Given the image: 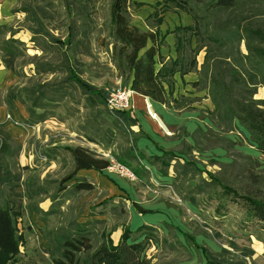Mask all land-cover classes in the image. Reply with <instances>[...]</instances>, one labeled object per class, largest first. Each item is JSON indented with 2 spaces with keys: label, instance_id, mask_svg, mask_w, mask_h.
<instances>
[{
  "label": "crops",
  "instance_id": "0c3cea01",
  "mask_svg": "<svg viewBox=\"0 0 264 264\" xmlns=\"http://www.w3.org/2000/svg\"><path fill=\"white\" fill-rule=\"evenodd\" d=\"M29 1L28 6L22 4V7L15 12L13 7L20 4V0H0V29L7 30V33L0 34V41H7L12 37L22 42L21 45L24 48L25 44L27 46L29 43L34 44L33 48H36V51H42L41 42H46L50 46L55 45L56 51L62 57L59 59L61 65L69 68L70 64L71 78L77 80V71L73 66L75 56L76 58L94 57L96 45L103 47L106 43V37H110L108 25L106 29H101L100 38L97 40L99 34L96 37L93 29L87 25L86 22L88 21L84 19V17L87 20L91 18L88 11L96 8L101 0H39L47 6V10H40L41 14L49 15V11L56 13V10L58 11L59 8L63 7L69 18L68 32L57 43L61 46L58 48L56 43L48 39L55 38L56 29L41 22L37 15L32 16L34 21L36 19V25H29L28 21L25 23L26 26L22 24L23 29L30 28L32 32L23 29L20 31L19 28L18 33L11 30L9 25L19 24V19L23 21L25 14H21V12L32 9L36 13L32 4L36 0ZM134 2H144V4L135 11L136 16L130 15L127 18L121 14L123 12H119L118 16L116 15L114 29L116 36H118L117 41L121 42L120 47L116 50L120 53V58L128 65L126 79H128L129 85L126 87L135 90L132 96L133 107L130 109L116 111L109 109L107 104L100 103L101 109L105 111L102 113L104 117L95 118L92 122H84L80 126L77 125L76 128L66 121L75 115L74 112L66 113V120L60 117L59 121L54 118L55 115L49 114L45 120L32 123L29 119L30 114L22 101L16 99L12 109L7 103L10 90L24 86L14 84L16 79L12 70L14 66L13 57H18L21 54L19 47L15 48L16 53L14 54L0 50V128L11 136V146H9L4 157V164L0 163V172H4V177L0 178V185H2L0 189L3 191L9 206L14 207L15 210H21L26 204L21 184L23 168L28 165L35 167L42 159L48 164L47 168L45 166L46 171L51 173L58 167V159H60L62 163H67L68 160L70 165L69 172L63 177L60 185L71 186L77 180L86 178L95 186V189L93 191H81L84 192L82 194L93 192L100 194L98 202L92 205L96 206L95 209L100 207L101 201L109 198H113L114 201L121 199L128 204L130 201L132 205L129 209L131 216L129 225L132 230L143 224L156 227V225L163 223L166 226L172 225L176 228L174 224H176L179 209L176 202L172 201L176 198L172 185L176 181V152L183 150L178 149V146H181L186 138L187 140L188 138L194 140L196 131L205 130L207 126L213 127L212 124L214 125V123L208 116V111L213 109V103L207 89H198L194 86V82L199 79L198 73L195 71L185 75L176 72L172 77V84L157 78V73L162 67V60L166 62L177 57L176 37L173 30L177 26L191 24V16L185 12L180 14L172 11L166 17L164 15L163 22L158 28L157 40L159 45H156L157 28L150 26L147 21L150 12L155 11L154 8L153 10L150 9L151 6L154 7L153 3L150 0H124V8L130 9ZM83 11L88 12V15L85 16ZM106 24H108V20ZM104 26L105 23L102 27ZM98 93L90 92L92 102L97 100L96 97L100 95ZM102 95L105 94L102 92ZM145 98H149L153 111L157 113L166 129L158 120L148 114ZM201 98H203V103L206 106L200 105ZM202 108H208V110L205 111ZM100 119L105 123L100 122ZM28 138H35L39 141L40 149L33 148V146L27 148L26 141ZM14 142H16L17 148L13 145ZM190 145H194V142ZM42 148L43 151L39 153ZM165 151H172L175 154L168 165L169 161H165ZM10 152L12 155L15 153L14 158L9 155ZM45 152L48 154L46 155ZM41 154H44V158H41ZM177 155L180 156L178 159L181 162L186 161L183 157L187 156V153L177 152ZM9 156H12L11 160L8 159ZM67 156L68 158H66ZM110 156L123 157L129 161L130 166H127L138 171L137 180L132 181L110 170ZM53 182L58 184V180H53ZM155 182L164 185L162 186L164 189H157L158 191L154 189ZM4 187L5 189H3ZM63 194L65 192L58 194L56 199H60L59 197ZM52 203V199L49 198L40 201L38 205L44 212H47L52 207ZM92 206L89 205L90 209ZM86 212L87 215L85 216L87 217L78 219L79 222L102 219L100 217L103 215L98 213L99 210L96 212L94 210V215H91V210ZM41 216L37 211L27 214L29 222L26 228L29 233H37L35 237L39 242L36 245H39L41 252L48 255L49 243L42 233L45 221ZM50 218L52 219L53 216ZM54 221L55 218L51 222ZM55 226H59V224ZM158 230L161 228L159 227ZM121 234V228L112 233V239L115 243L119 241ZM81 237L84 239L79 240L83 242L77 239ZM76 242L81 243L87 249L90 240L87 236H75L64 243L65 247L60 256L50 258L48 263L42 262L34 256L35 261L28 264H70V260L65 262L60 258L61 256L64 258L69 257V255L74 256L69 248L71 245H76ZM24 258L26 261L21 264L28 262L30 256L25 254V256L23 255ZM23 259L20 261H24Z\"/></svg>",
  "mask_w": 264,
  "mask_h": 264
},
{
  "label": "trees",
  "instance_id": "16d2710c",
  "mask_svg": "<svg viewBox=\"0 0 264 264\" xmlns=\"http://www.w3.org/2000/svg\"><path fill=\"white\" fill-rule=\"evenodd\" d=\"M162 2L158 1L155 11L147 18L148 24L157 28L156 45H159L158 28L163 22L164 12L184 10L193 16V23L177 26L173 30L176 37L177 57L166 62L162 60V67L157 73L158 80L164 79L172 84V77L176 72L182 75L192 71L197 72L199 79L194 82V86L198 89H207L213 103V109L208 111V116L219 129L217 131L209 127L210 131L221 135L225 143L221 144L229 150L234 148L235 142L227 138L224 133L238 130L239 126H242L249 132V139L256 144L258 151L264 155V98H256L259 88L264 86V0H163ZM143 4L144 2L132 3L133 11ZM160 5L162 6L159 7ZM115 12H123L128 17L131 15V11L125 9L123 5H120ZM115 12L112 9L108 20L109 36L113 37L114 41L118 40L114 32ZM193 40L196 41L195 47ZM21 44L22 42L11 37L7 41H0V50L14 54L15 48L17 49ZM200 53H204L201 63L198 60ZM53 69L52 65H48L43 71L52 72ZM47 89L45 86L36 88V86L26 85L11 89L7 103L12 109L15 105L14 101L18 99L26 106L32 123L43 121L54 112L52 103L58 97L56 93L49 89L48 92ZM9 146H11V136L0 128L1 164H4L3 160ZM193 146L190 145V148ZM210 148L214 147L208 149ZM177 152L187 153L183 150ZM177 152L176 181L181 175L186 177L187 168L188 170L193 168L199 172L206 171L210 178V180L204 178L197 188L201 191L208 186L212 192L204 195L201 200L197 198V203L202 205L204 201H212L218 217L226 214L227 202L231 201L239 205L243 212L240 220L241 229L254 226L255 230L252 234L264 243V160L255 159V163L245 166L239 174L241 177H238L241 184L237 185L234 182L236 186L231 182L232 180H227L212 171L202 170L196 162L191 160L181 162ZM11 153L9 155H12ZM164 154H166L165 161H169L168 165L175 154L172 151H165ZM117 159L125 165L130 164L123 157ZM183 169L185 170L181 172ZM133 170L136 176H139L138 171ZM2 177L4 172H0V178ZM176 181L172 185L179 193L183 183L177 186ZM52 183H54L53 180ZM190 183L197 184L193 177H190ZM42 188L40 187L39 191L32 189V192H29L27 210L29 213L37 211L42 215L45 221L42 233L49 243V253L45 255L37 248L35 255H30L25 264L34 262V256L48 263L50 258L61 255L66 241L75 236H88L93 231L92 226L95 223H107V218L90 219L84 223L77 219L63 221L61 218L64 211L59 207L60 200L56 199L58 194L70 188L76 193L93 191L95 186L86 178L77 180L71 186L60 185L54 195H49L48 189L43 188L44 194L53 201L52 207L47 212L39 207L41 200L35 197L42 192ZM112 201L113 198L105 199L99 206L103 208ZM95 207H91V215H94ZM98 213L105 215L104 210ZM24 214V209L15 210L14 207L9 206L0 189V264H16L21 259V247L25 245V235L19 227V222ZM51 216L59 217L61 224L55 226L57 222L52 223ZM168 227L175 228L172 225ZM118 228L122 229V234L119 241L115 243L111 235ZM157 231L158 228L147 224L135 230L131 229L129 223L105 228L99 245L83 256L79 255V264H155L152 258L147 256L146 249L153 241H158ZM182 233L188 245L196 246L197 249L202 248L195 239V235L189 232ZM179 243L184 247V244ZM202 264L228 263L208 258Z\"/></svg>",
  "mask_w": 264,
  "mask_h": 264
},
{
  "label": "rangeland",
  "instance_id": "374dc122",
  "mask_svg": "<svg viewBox=\"0 0 264 264\" xmlns=\"http://www.w3.org/2000/svg\"><path fill=\"white\" fill-rule=\"evenodd\" d=\"M103 1L101 0L103 3L100 2L98 6L96 5V8H92V11H88L91 14V16L89 14L91 17L89 20L84 17V19L88 21L86 22L87 25H89L90 29H93L95 33L94 35L97 37L99 34L97 38L94 36L97 40L100 38L101 29H106L109 25L106 24V22L109 20L112 9L115 12L121 4L124 7V0ZM157 1L162 2L163 0H150L154 6L152 7L150 5V9H156ZM19 3L20 4L13 7L14 11L22 7V4L29 5L30 1L20 0ZM32 4L36 13L32 9H30V11L21 12V14H25L23 21L19 19V24L13 23L9 25L11 26V30L18 33L19 30L21 31V29H23V25L26 26L25 23L27 21L29 25H36V19L34 21L32 16L37 15V18L41 22L48 25L50 28L56 29L57 32H54L55 38L48 39L56 44L59 43V40L65 37L68 32L69 18L67 17L65 9L62 7L59 8L58 11L56 10V13L49 11V15H43L40 13V10H47V6L39 0H36V2L33 1ZM111 4L114 5L112 6ZM37 8H39V11H37ZM129 10L131 11L132 16H136V10L133 11L132 5ZM171 11L180 14L183 12L189 14L181 9ZM88 12L83 11V14L87 16ZM169 12L170 11L164 12L163 17L164 15L166 17ZM118 13L119 12H115L117 16ZM121 14L129 18L127 14ZM189 15L191 16L192 24L193 16L191 14ZM82 19L83 17L81 18V21ZM103 23H105L104 27H102ZM87 25H85V27H87ZM23 30L32 32L30 28H24ZM4 33H7V30L4 28L0 29V34ZM105 42L106 43L103 42V47L96 45V55L94 57L88 56L76 58L75 56L73 66L77 71L78 81L71 78L70 64L69 68L61 65V60L59 59H62V57H60V53L56 51L55 45L50 46L46 42H41L40 45H42V51H36V48H33L35 45L31 43H29L28 46L25 44L26 49L24 46L20 45L19 51L21 54H19L18 57L13 55L12 63L14 66L12 67V70L16 79L14 84L21 86L26 85L28 87L36 86V88L38 86H45L50 91L56 93L58 95V97H56L57 100L52 103V106H54V112L50 114L55 115L54 118L60 121V117H63L65 120L67 119L66 113L74 112L75 115L66 121L75 128L77 125L80 126L84 124V122H92L95 118L104 117L102 113H105V111L101 109L100 103L107 104L108 108L111 110H121L109 106L105 95H108V90L113 88H126L131 90V88L126 87L129 85V81L126 79L128 76V65L120 58V53L116 50L120 47L121 42L117 40L115 42L111 37H106ZM193 46H196L195 40H193ZM58 47L61 46L57 44V48ZM203 56L204 53H200L198 56L200 63L203 60ZM48 65L54 67L52 72L43 71L44 67ZM133 91L134 95L135 90ZM90 92H99L98 94L100 95L99 97H96V101H91L90 98L92 97L90 96ZM102 92L105 95H102ZM256 98H264V86L259 88ZM203 102L204 100L201 98L199 102L200 105L206 106ZM203 110L207 111L208 108ZM102 121L103 120L100 119V122ZM103 122L105 123V121ZM212 126L215 130H219L215 125L212 124ZM180 131L182 133V130ZM224 134L227 138L235 142L233 149L228 150L224 148L222 144L225 143L221 135L210 131L209 126H207L205 130L202 129L201 131H196L194 134V140H191L190 138L187 140L186 138L185 142H183L181 146H178V149H183L187 152V156L183 157L184 160L196 162L202 170L212 171L227 180H232L231 182L234 185H239L241 184L239 179L241 176L239 174L242 173V169L248 164L255 163V159L263 161L264 155L258 151L256 144L249 139L250 134L244 127L239 126L238 130L226 132ZM189 142H194L193 148H190ZM13 145L17 148L16 142H14ZM31 146L40 149L39 141L35 138L27 139L26 147L29 148ZM209 147L214 148L208 149ZM42 151L43 148L39 153ZM45 154L47 155L48 153L45 152ZM13 155L15 156V153ZM12 156H9L8 159L11 160ZM41 158H44V154H41ZM66 158H68V156ZM58 160V167L51 173L50 171H46L48 164L42 159L40 160L41 162L37 164L38 166L35 165V167H30L28 165L23 168V180L21 184L26 204L21 208L24 209L25 214L19 222V227L21 231L23 230L24 235L26 236V245L23 246L24 248L21 247V259H23V255L25 256V254L28 256L35 255L34 252L35 249H37V246L39 249V245H36L39 242L35 237L37 233H29L26 228L29 222L27 217V214H29L27 210L29 192H32V189L39 191L40 187H43L48 189L49 195L55 194L57 188L62 183L63 177L69 172L68 170L70 168L68 160L67 163H62L60 159ZM115 161H117L116 156H110V165H114ZM109 169L124 176L110 167ZM184 170L185 169L181 172ZM187 171L186 177L181 175L176 181L177 186H179L180 183H183L182 190L178 193V191L173 189L176 198L172 201L176 202L179 209L176 224L172 223L176 228L172 229L166 226L165 223L156 225V227L161 228V230H158L156 233L158 241H153L146 249L147 256L152 258L155 264H202L206 262L208 258L228 264H264V243L252 234L255 227L251 225L241 229L240 220L243 217L241 207L229 201L226 203V214L223 217H218L216 216L214 210L215 205L212 201H204L202 205H199L197 203V198L199 200L203 199L204 195L212 192V189L205 186V189L200 191L197 187L201 184L200 182H202L204 178L207 180H210V178L206 171L199 172L193 168L189 170L187 168ZM190 177H193L197 184H191ZM52 180H58V184H53ZM44 184L45 186H43ZM162 186L164 185L155 182L154 189L162 190V188L164 189ZM0 187H2V185H0ZM43 188L42 192L39 193L40 195H35V197H38V200L41 201L50 198L44 194L43 190L45 189ZM3 189H5V187ZM82 193L84 192L76 193L70 188L65 191V194L59 197L60 199L58 200L61 202L59 207L64 211L63 215L61 214L63 221L73 219L81 220L83 217H87L85 216L87 215L86 211L91 210L89 205H95L100 197V194L96 192ZM187 193L189 195H187ZM5 194L7 195L6 192ZM131 203L132 202L129 201L128 204L124 200L117 199L116 201L113 200L103 208L99 207L98 209H95V212L98 210H104L105 215L100 218H107V223H95V225L92 226L93 231L87 236L90 240L87 249H85V246L81 243L76 242V245H71L69 248V250L74 253V256L69 255V257L67 256L65 258L61 256L60 259L65 262L70 260V264H79V255L83 256L85 253L99 245L101 242V234L105 228H111L113 225H126L129 223L131 217L129 213V209L132 205ZM124 208L125 211H123ZM53 218H55V221L57 222L56 225L61 224L59 217L53 216ZM181 231L195 235V239L200 245H202V248L197 249L196 246L188 245ZM249 235L250 237H248ZM115 237H117V235H115ZM77 239H84V237ZM79 241L83 242L82 240ZM179 242L184 244V247ZM23 260L24 261H19L17 264L26 261L25 258Z\"/></svg>",
  "mask_w": 264,
  "mask_h": 264
},
{
  "label": "built area",
  "instance_id": "2783aa9c",
  "mask_svg": "<svg viewBox=\"0 0 264 264\" xmlns=\"http://www.w3.org/2000/svg\"><path fill=\"white\" fill-rule=\"evenodd\" d=\"M133 92H134L133 89L128 90L126 88H124V89L113 88L111 90H108V95H107L106 99H107V102L109 103V106H111L113 108H117V109H121V110L130 109L133 107V103H132ZM145 103H146V108H147L148 114L152 118L158 120L161 123L162 127L164 129H166V126H164L162 124L157 113L153 111L152 104H151V101L149 100V98H146ZM109 167L114 169L115 171L121 173L122 175L126 176L128 179H132V180L137 179V176L132 171V169H130V167L121 163L118 160L115 161L114 165H110Z\"/></svg>",
  "mask_w": 264,
  "mask_h": 264
}]
</instances>
